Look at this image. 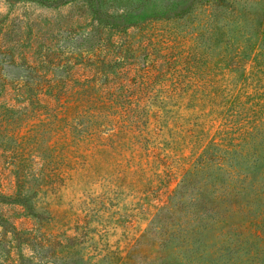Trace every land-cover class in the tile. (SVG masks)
<instances>
[{
  "label": "rangeland",
  "instance_id": "374dc122",
  "mask_svg": "<svg viewBox=\"0 0 264 264\" xmlns=\"http://www.w3.org/2000/svg\"><path fill=\"white\" fill-rule=\"evenodd\" d=\"M0 264H264V0H0Z\"/></svg>",
  "mask_w": 264,
  "mask_h": 264
}]
</instances>
